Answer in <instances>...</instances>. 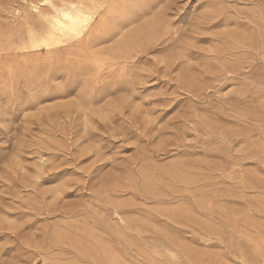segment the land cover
Here are the masks:
<instances>
[{"label": "rangeland", "instance_id": "obj_1", "mask_svg": "<svg viewBox=\"0 0 264 264\" xmlns=\"http://www.w3.org/2000/svg\"><path fill=\"white\" fill-rule=\"evenodd\" d=\"M258 226L264 0H0V264H241Z\"/></svg>", "mask_w": 264, "mask_h": 264}, {"label": "bare ground", "instance_id": "obj_2", "mask_svg": "<svg viewBox=\"0 0 264 264\" xmlns=\"http://www.w3.org/2000/svg\"><path fill=\"white\" fill-rule=\"evenodd\" d=\"M86 18H89V22H90L92 19L91 14H89L87 12H74L70 9H64V10L59 11L58 17L55 19V22L53 24L54 30H53V33L51 34L52 38H56L55 31L62 34V35H65L71 31H75V30L80 29V28L81 29L85 28L86 26L84 25V20ZM169 170H171V169H169ZM167 172H168V170H167ZM114 213L118 216V218L121 222L122 221L121 215L116 211H114ZM209 217H211V216H209ZM232 224H230V226ZM235 228L236 227H233L234 230H235ZM243 229H244V227H243ZM236 230H237V228H236ZM245 230H246V228H245ZM118 231H119V229H118ZM232 237H233V235H232ZM239 237H241V238H239ZM232 239H234V238H232ZM235 243H236V245H234V250L240 252L241 255H239V258L241 259V264H264V226H258L254 229L249 228L245 232H243V231L241 232V230H240V233L238 234V237H237V242H235ZM241 243H243V244H241ZM234 253H236V252H234Z\"/></svg>", "mask_w": 264, "mask_h": 264}, {"label": "snow or ice", "instance_id": "obj_3", "mask_svg": "<svg viewBox=\"0 0 264 264\" xmlns=\"http://www.w3.org/2000/svg\"><path fill=\"white\" fill-rule=\"evenodd\" d=\"M45 4L47 5L48 4V0H44ZM73 8L76 7V5H72ZM113 7L115 8L116 12L114 15H116L117 13L120 12V10L122 9H125L127 7H130V5H127V4H120L119 2H117L116 4L113 5ZM89 23V18H86L84 20V25L87 26V24Z\"/></svg>", "mask_w": 264, "mask_h": 264}]
</instances>
